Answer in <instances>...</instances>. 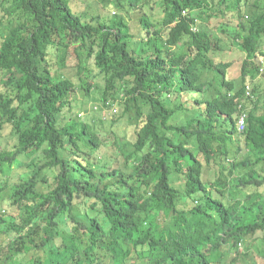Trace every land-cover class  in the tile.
<instances>
[{
    "label": "trees",
    "instance_id": "trees-1",
    "mask_svg": "<svg viewBox=\"0 0 264 264\" xmlns=\"http://www.w3.org/2000/svg\"><path fill=\"white\" fill-rule=\"evenodd\" d=\"M160 6L135 40L124 16L89 22L70 0H0V135L11 126L16 139L0 141V196L12 187L5 208L18 211L0 210V264H261L247 241L264 234V0ZM199 21L244 58H217L221 39ZM79 91L105 107L123 99L114 137L135 111L124 166L100 158L106 140L75 110Z\"/></svg>",
    "mask_w": 264,
    "mask_h": 264
},
{
    "label": "rangeland",
    "instance_id": "rangeland-1",
    "mask_svg": "<svg viewBox=\"0 0 264 264\" xmlns=\"http://www.w3.org/2000/svg\"><path fill=\"white\" fill-rule=\"evenodd\" d=\"M253 1V0H252ZM71 5L73 9L81 14L83 16V19L86 21H93L94 17H100V19H114L117 16H124L125 19L128 21L129 25L131 26L132 33L134 34L133 39H139L141 38L140 33H143V29H141L140 24L138 23V19L144 15L148 14L152 20L157 23L159 20L162 19V9H161V0L159 3L157 2L154 8H151V4H145L144 6L138 8L137 10H131L126 11L123 9H120L116 7V0H70ZM211 9H208L210 11ZM213 11H210V13ZM0 19H1V12H0ZM10 20L4 19V22L0 24V30H3L4 28H7V25L10 24ZM202 24L203 26L207 27L210 33H213L215 37L221 39V45L223 50L217 54V58H223L226 60L235 59V60H241L244 58V53L241 52L235 45L232 44L231 38H229L228 35H225L220 31V29H215L212 27L211 24H204L201 23V21L198 22V26ZM209 26V27H208ZM140 31V33H139ZM134 40V41H135ZM222 55V56H221ZM99 83H103L101 80H99ZM101 94L97 91L91 92L90 96L85 95L84 93L80 92L78 93V98L75 104V110L80 113V116H82V119L88 120V121H97L98 128L101 129L102 136L105 137V145L103 149L100 151V158L103 162L108 160H114L117 161L118 165H123L124 156L121 152V149L123 148L124 144H127L128 140H132V138L135 135L134 127L131 125V121L133 119V116L135 114V111L133 110L130 112V114L127 115V117H122L121 121H119L117 124L119 125L117 132L119 135V138L113 136V129L112 126V118L117 119L119 116H121V112L124 109V101L123 99L120 100V102H116L113 107H105L102 102L100 101ZM97 107V108H96ZM103 121V123H101ZM117 128V127H115ZM0 141L4 148H9L12 146V144L16 141L14 135L12 134L11 126H7L6 129L2 132L0 135ZM89 151V150H88ZM97 153L96 151H94ZM40 157H42V152H40ZM99 158V159H100ZM99 161V160H97ZM29 164V163H28ZM18 170V172H25L27 170H31V166L23 167L20 169H14L11 173H13L10 176V179H14V176L16 177L17 174L15 173ZM48 174L51 176L53 175V171H49ZM53 177V176H52ZM215 177V168L206 167L205 169V178L211 179ZM52 180V179H51ZM50 180V181H51ZM1 181V180H0ZM1 185V184H0ZM48 187V184L41 185L40 188L45 191ZM12 188V187H11ZM11 188L0 196V210L3 214L9 215V214H15L17 211L16 207L10 211H6L5 206L9 202V197L11 195ZM263 188L261 189V192H263ZM5 209V210H4ZM264 236L261 231H259L256 235L250 239L249 244L251 242L252 249L255 250V252L258 256L259 263L263 264L264 259L262 257V254L260 253V250L262 249V246H259V243L261 245V239ZM5 238V237H4ZM1 240V239H0ZM247 245H242L240 247L241 250H245ZM260 249V250H259Z\"/></svg>",
    "mask_w": 264,
    "mask_h": 264
},
{
    "label": "built area",
    "instance_id": "built-area-1",
    "mask_svg": "<svg viewBox=\"0 0 264 264\" xmlns=\"http://www.w3.org/2000/svg\"><path fill=\"white\" fill-rule=\"evenodd\" d=\"M262 67H261V72L264 71V56H263V59H262ZM247 91H248V94L250 93L251 91V86H250V83L248 84L247 86ZM246 118H247V113L244 112L243 114H241L240 118H239V121H238V125H239V129L240 131H243L245 129V125H246Z\"/></svg>",
    "mask_w": 264,
    "mask_h": 264
}]
</instances>
